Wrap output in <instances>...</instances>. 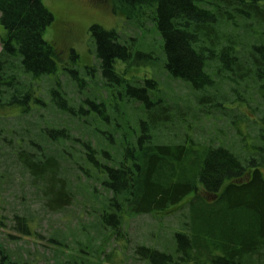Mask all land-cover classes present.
<instances>
[{
  "label": "trees",
  "instance_id": "16d2710c",
  "mask_svg": "<svg viewBox=\"0 0 264 264\" xmlns=\"http://www.w3.org/2000/svg\"><path fill=\"white\" fill-rule=\"evenodd\" d=\"M121 2L132 15L138 9L151 11L162 70L194 92L195 105L181 109L162 97L152 78L120 72L117 65L132 60V43L122 40L115 29L93 24L86 32L100 79L109 100L118 99L113 90L123 93L128 116L117 106L109 109L90 97L75 106L59 79L68 78L81 94L84 80L78 74V55L70 47L63 65L56 43L44 39L55 16L42 0H0V156L29 177L44 208L53 213L73 205L78 189L74 182L101 186L105 195L91 212L95 226L110 232V241L119 249L105 256L106 264H124L129 243L125 217L179 210L181 215L173 216L178 226L169 246L137 245L131 253L137 262L264 264V114L250 124L249 118L239 119L234 113L247 100L212 101L211 93L228 83L231 91L249 90L264 103V0ZM141 55L138 52L134 59ZM45 79L53 83L46 91L47 102L38 90ZM49 109L82 121L76 134L54 122L40 124L39 113ZM89 112L96 120L90 131L83 120ZM218 114L236 122L242 158L220 139L217 145L209 141L206 146L194 140L193 134L204 130L200 117ZM252 126L254 135L249 133ZM101 127H111V132ZM3 221L0 216V227H6ZM30 226L24 216H13L11 229L18 235L35 237ZM8 239L17 238L8 235L0 241V264H90L96 259L90 237L78 241L72 254L64 240L49 238L54 247L43 262L20 250L12 252ZM122 241L126 244L116 243Z\"/></svg>",
  "mask_w": 264,
  "mask_h": 264
},
{
  "label": "rangeland",
  "instance_id": "374dc122",
  "mask_svg": "<svg viewBox=\"0 0 264 264\" xmlns=\"http://www.w3.org/2000/svg\"><path fill=\"white\" fill-rule=\"evenodd\" d=\"M42 2L44 7L53 15V18L55 16V22L46 30L44 39L56 43L58 60L63 65H67L66 54L70 47L74 48L75 53L78 55V65H80L78 74L84 80V87L79 90L81 94L77 95L78 88L68 78L62 76L59 79L66 95L72 98L75 106L86 97H90L91 100L103 101L109 109L117 106L124 115L128 116L127 112L123 111L125 110V104L121 97L123 93L118 95L119 89H115L111 94L118 99L109 100L110 93H108L107 88L104 87L100 79L98 65L86 32L87 28L93 24L107 30L115 29L121 33L122 40L125 39L132 43V60L128 63H119L117 68L120 72L129 70L128 77L152 78L156 81L162 97L170 104H178L181 109L185 105L188 107L195 105L194 92L184 84L170 80L162 70L163 57H161L160 52V40L150 18L151 11L149 12L145 8L138 9L132 15L127 12V8L121 0H42ZM0 34H2L1 27ZM130 39L132 40L130 41ZM138 52L144 55H141L139 59H134ZM52 85L53 83L48 79L39 84L38 90L42 92L41 96L46 102L48 101L46 91ZM237 89V92L231 91L228 83L223 84L218 87L216 92H211L214 96L212 101L223 98L226 102L236 100L237 103H241L247 100L246 105L241 106L239 110L235 108L234 113L240 117L239 119L242 117L244 119L245 117L249 118V123L252 124L254 119H258L264 114V103L258 96L249 95V90ZM197 110H199L198 107L196 112ZM203 110L212 111L210 108H204ZM39 114H41L39 117L40 124L54 122L57 127H68L71 130V135L76 134L75 129L79 128V124L82 122L75 121V119L70 120L60 113L56 114L53 109L43 110ZM89 115L90 112L83 119L86 122L84 127L88 131L95 127L93 122L95 119ZM29 120L32 121L33 118ZM127 121L129 120L127 119ZM130 122L131 120L129 124ZM198 122L202 124L204 129L193 134V138L198 144L201 143L206 146L209 141H213L211 144L217 145V141L220 139L224 141L226 146L232 147L236 153H240V141L234 120L227 118L224 114H218L211 119L200 117ZM5 124H8V122H5ZM12 125L14 124L10 122L9 126ZM253 126L249 129L251 135L255 134ZM196 127L197 125H193V128L196 129ZM101 128L103 131L111 132V127L108 130ZM129 130L127 129V134ZM238 156L242 158V153ZM18 170L15 165H10L4 156H0V216L3 217L6 226L0 227V241H5L8 235L17 238L16 240L8 239L9 249L12 252L13 250H20L24 255L31 258L39 257L40 262H43L51 257V249L54 246L48 240L52 237L64 240L73 250L71 254L77 249H75V246L78 241L85 242V239L90 237L91 242L95 244L96 253V259L90 261V264H106L105 256L114 249L119 250L110 241L112 239L111 233L101 230L105 234V237L103 235L105 239H103L97 223L95 226L96 216L92 214L91 209L92 206L97 204L99 197L105 195L98 183H89L83 180L74 182L75 185H78V189L73 205L66 210L53 213L44 208V201L39 192L31 187L29 177L27 179L26 175L19 174ZM92 195H97V197L94 198ZM14 215L27 218L32 228L35 229V237H22L12 231L11 226ZM180 215L181 210L159 216L125 217L123 230L129 243L126 244L125 241L116 242L122 245L126 244L124 264H142L137 262L131 255L132 250L137 245L152 248L159 247L160 249L161 247L163 249L165 245L169 246V242H172V236L178 226L173 216ZM187 220L188 216H184L183 222ZM87 252L89 250H85L83 253ZM87 257H89V254Z\"/></svg>",
  "mask_w": 264,
  "mask_h": 264
}]
</instances>
